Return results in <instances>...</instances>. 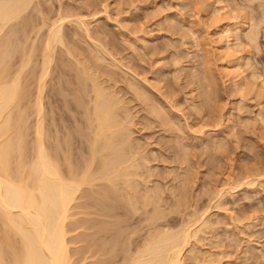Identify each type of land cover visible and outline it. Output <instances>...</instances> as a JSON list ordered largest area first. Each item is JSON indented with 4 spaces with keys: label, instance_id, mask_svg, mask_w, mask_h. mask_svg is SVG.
<instances>
[{
    "label": "rangeland",
    "instance_id": "obj_1",
    "mask_svg": "<svg viewBox=\"0 0 264 264\" xmlns=\"http://www.w3.org/2000/svg\"><path fill=\"white\" fill-rule=\"evenodd\" d=\"M30 5L28 8L32 11L27 9L26 11L30 13L31 19L40 24L45 22L43 26L32 25L31 29L35 26L36 28L40 26L41 29L36 30L35 28L30 36L27 35L29 39L26 38L25 43H28L26 47L31 44L32 39L36 42H34L36 45H32L33 48L43 44L44 35L46 36L48 30L47 26L58 17L59 13L71 14L72 18L81 17L82 19L84 17L83 20L88 23L90 35L89 37L84 29V31L81 30L80 24L74 21L66 20L62 25L65 42L63 40L62 45L58 43L55 45L54 58L58 59H56L58 63L53 58L43 91V94L46 92L43 95L45 96L43 117L45 116L44 126L47 130L45 135L49 137L48 140H46L47 137L45 138L48 141V147L51 145V151H54L59 148L57 145L62 148L70 143V147L73 146V148H70L69 154L70 157L72 156L73 163H77L75 165L78 167H81L79 164L84 166L83 162L86 163L89 157L87 154L89 147L86 144L88 142L84 139L89 140L87 139L89 138L88 132H90L88 129H91H87L89 123L85 124L92 110L94 91L91 90L90 77L82 76V79L79 77L83 81L85 79V83H82L83 81L78 80L77 74L78 71L82 72L80 69L86 67L82 75L84 70H87V74L91 76L96 73L95 79L101 83L105 91L113 92L115 99L119 101L116 102L115 111L117 115H121H119L121 121L122 117L126 120L123 119L126 126L122 131L129 134L123 136L131 137V141L127 138V143L130 144L128 147L133 148L132 152L131 149L128 152L129 156L134 151L138 154L135 159L132 158L131 162H135L137 158L136 163L140 166L138 169V166L136 167V173H140L133 175L135 172L130 169L134 168L129 167L130 172L132 171V179L129 177L131 175H127L130 183L137 180L139 183L137 187L134 188L135 185L131 183L133 188H130L124 180L128 177L122 178L129 186V191L126 190V186H122L124 183L121 178L118 180L121 181L117 182L120 194L117 196L120 198L126 193L132 194L133 198L137 199V202L134 201L136 204L134 202L128 204V201L124 200L130 195L124 196L122 200H118L116 195L113 197L115 201L110 199L112 204L118 201L119 206L116 208L118 211H123L126 206L131 208L130 205H137V207H132V209L137 208H134L137 211L132 209L129 211V208H126L128 212H122L126 216L132 211L133 215L135 214L134 217L129 213L124 218L123 214L116 211V217L111 218H115L114 220L119 218V220L114 223L113 219L111 221L107 218L108 215L106 218H101L103 215L95 214L97 215L95 220L97 226L105 224L114 229L113 236L106 237L108 239H105V242L106 246H109L108 241L117 238L116 242L115 240L110 241V244L115 243L114 250L118 249L112 252L119 253V255L116 254L117 258H114L115 264L117 259L119 260L117 264L124 261L129 248V255L132 254L131 249L134 252L142 248L139 245H144L145 241L141 242L148 238V233L155 228H158L156 230L169 228L174 231L184 222L188 223L201 216L199 222L195 220L193 223V227H200V229L198 228L183 251V264H264V0H32ZM216 6L219 8L213 10ZM26 11L23 16L29 14ZM216 18L220 23L228 20L230 32H239L241 36L240 40H232L234 43L238 42L237 44L232 43L234 44L232 48L241 65L238 70L242 81L238 89L230 82L224 71L226 62L217 48V30H219L217 24L219 22ZM18 20L16 26L15 24L13 26L16 28V34L23 29ZM19 26H21L20 30H18ZM5 27L8 31L12 28L8 25ZM6 29L4 28L5 33H9ZM76 30L80 33L77 34ZM4 34L3 36L11 37L13 34V38L19 37V34ZM246 35L254 37L255 39H252L254 43ZM21 39L17 38L22 44ZM16 44H19L18 41L11 46L14 48ZM42 46H38L41 48L36 51L35 48L31 51L35 52L30 55L32 59L20 70L19 80L26 92H29L28 97H30L27 98L26 94V98L21 100V103L22 101L25 104L28 103L26 108L23 103V106L20 105L25 110L24 119L27 118L24 122L25 130L29 131L28 136L30 134V138L26 135L27 151H30L35 141L33 140L35 139V125L32 128L37 116L36 106H34L37 92V80L35 79L41 67L39 63L42 51L39 49H42ZM67 47L71 48L72 54H69ZM15 50L18 52L16 48L13 54ZM18 54L14 55L18 57ZM99 54L102 55L99 56L100 58L97 57ZM15 56H12L13 66H11L16 69L14 71L12 68L11 72L14 71V73L19 71L17 70L19 59ZM14 60L17 61V66ZM84 75L86 76V72ZM23 80L27 82L24 84ZM77 82H81L82 85ZM130 84L135 87L140 86L139 89L142 91L145 89L149 99L145 100L136 94L138 92H135L133 90L135 88L132 87V89ZM77 85L80 88L82 86L80 92ZM75 89L78 90L77 94ZM205 93L208 94L207 97ZM78 99L84 103H79ZM146 101L159 109H164L167 116L160 119L161 115H157L156 111H151L150 103ZM87 106L90 107V113L86 112ZM122 131L119 138L124 134ZM62 136L64 138L71 136L69 137L71 142L68 140L69 143H67ZM29 139L33 141L31 144ZM58 139L60 145L57 142ZM62 139L66 144L61 143ZM124 139L126 140L122 137L120 140L124 141ZM181 154L184 156L182 159ZM82 155L86 156L85 160H83L84 157L81 159ZM185 158L186 161H184ZM128 160L126 162L131 163ZM85 188L87 191V187ZM85 188L83 187L82 192L80 190L79 193H83ZM148 189L157 196L152 198L151 192L149 196V193H146L149 192ZM176 191L181 193L184 191L185 195L179 194L182 197H179L182 203L178 200ZM144 193L149 196L145 198H150V200L144 199ZM86 194L89 198L90 193L86 192ZM86 194L84 192V197L78 194L80 198H77V202L80 201V203H77L76 199L74 202L78 207L89 204L87 200L91 201L90 198H86ZM154 197H157L154 202H146ZM120 204L123 208L125 205V208L121 209ZM142 204L146 208L142 207ZM75 209L71 210L78 211L77 215L74 213L72 219L69 218V221L73 223H68V219L66 222L68 223L66 225L68 228H66L69 229V232H66L69 240H67L68 247H70V254H73V259H71L74 260V264L75 262L92 264L93 255L84 245H88L89 238L86 234L79 235L80 232L87 231L88 233L93 228L88 229L85 222L80 226L83 221L80 218H84V214L86 218L92 217V214L83 213V210L87 211V208ZM81 209H83L82 213ZM152 211L166 214L163 218L161 214L158 215L161 218L154 221L155 213L153 214ZM95 215L93 217H96ZM130 215L131 220L128 218ZM74 216L78 217L79 223L74 222ZM148 216L154 223L147 222ZM101 219L107 222L99 221ZM198 223L202 225L199 226ZM69 224H73L74 227L72 225L70 228ZM97 226L94 225L95 228ZM125 238L128 239L127 244H125ZM120 244L126 245L124 249L128 247L125 250L126 253ZM81 248L83 251L79 250ZM89 254L92 256L90 257ZM83 255L85 259L82 260ZM75 257L78 258L77 261Z\"/></svg>",
    "mask_w": 264,
    "mask_h": 264
},
{
    "label": "bare ground",
    "instance_id": "obj_2",
    "mask_svg": "<svg viewBox=\"0 0 264 264\" xmlns=\"http://www.w3.org/2000/svg\"><path fill=\"white\" fill-rule=\"evenodd\" d=\"M217 1H222V0H217ZM31 2H32V0H0V264H74V262H73L74 260L72 261V259H73L72 255L73 254H70V251H69L70 247H68V245H69L68 241L69 240L66 237V235L68 234V233L66 234V232H69L68 231L69 229L67 230L68 226H66V225H68V223L72 222V221H69V218L72 219V215H75L74 213H76V215H77L78 211L73 212L72 210L75 208L76 209L80 208V207H82L83 209L87 208V211L81 209L80 210L81 213L83 210L84 211L83 213H87L88 215L92 214V217L90 216L87 218H86V214H84L85 217L80 218V220H83V221H81L82 224L80 223L81 224L80 226H82L83 222H85V223H87L86 227L88 229L90 227H93L94 229L91 228L90 232H88V233H86L87 231L85 233L80 232V234H79V235L82 234V236H83V234L84 235L86 234L87 235L86 237L89 238L88 241L86 240L88 245H86V244H84V245L89 248V250L91 251V254L93 255L92 256L89 254L90 257L91 256L93 257V259L91 260L92 262L91 261L90 262L92 264H115L114 261L117 258L116 254L118 252L113 253L112 250L117 251L118 249L114 250L115 246H113V245H115V243L113 242L114 244L113 243L110 244L111 240L108 241L109 246H106V242H105L106 241L105 239H108L106 237L113 236V230L114 229L112 227H108L105 224L98 225L99 226L98 227L95 224V220L97 219V215H95V214H99L100 216L103 215L101 218H106L108 215V217H107L108 219H110V220L113 219L114 223L118 222L117 220H119V218L117 220H114L115 218H111V217H116L115 216L116 211H118V210H116V208L119 206L117 204L118 201L114 202L117 204V206H116V204H112V201H115L114 200L115 198H113V197L120 195L118 193L119 191L117 189V182H120L121 180L120 181H118V180L121 178L122 183H124V185H122L121 183L120 184L124 187L126 186V190L129 189V186H130V188L132 187L131 183H133L135 185V186L133 185L134 188L137 187L136 186L137 184H139V183H137V180H135L133 182L131 181V183L129 182L130 181L129 177L132 179V176L134 174L138 175L140 173V172L136 173V167L138 166L137 167V169H138L140 166V165H138V163H136V162H138L137 158H136V161L134 160L135 162H131V161H133V159H135L137 151L136 152L134 151L135 154L132 153L129 156L130 153H128V152H130V149L132 152L133 148H132V146H130L131 148L128 147L130 144L127 143V141L128 140L131 141V139H130L131 137L123 136V135L128 134V133H124V131H122L124 129V127L126 126V124L124 123V121H126V120H125V117L124 118L122 117V121H121V119H120L121 117H119L120 114L117 115V111H115L117 109V108L115 109V106L117 107V103L119 102V101H117V99H115L116 96L113 94V92L111 93L110 91L109 92L105 91V89L102 87V85H100L101 83L98 82L97 79H95L96 76H94V75L96 73L91 76V74L90 75L87 74V70H84V73L86 72V76L84 75V73L82 75L83 69H87L84 66H83L84 68L80 69V70H82V72L81 71L77 72L78 80L82 76L85 78L90 77L89 79L92 82L91 83L92 84L91 90L93 89V91H94V92L92 91L94 96H93V102H92L93 106H91L92 107L91 113L89 111L90 107L88 108V106H87L88 109H86V107H85V109L87 110L86 112L90 113V114L86 113L87 115L89 114L90 116H88V118H86L87 120L85 119L87 122L85 125H88V123L90 124V125H88L89 127H87V129L88 128L91 129V130L88 129V131H90L91 134H89L90 132H88V136H89V138H87V139H89L88 141L86 140V138L84 139L85 142H88L90 144L89 145L88 143H86L89 147V149H87V154H89V157L86 160V163L82 161L84 166L79 164L81 167H78L77 165H75L77 163H73V161L71 160L72 156L70 157V154H69V152H71L70 148L71 147L73 148V146L70 147L71 144L69 143V142H71L70 141L71 139L69 140V137H71V136H68V138L66 136H65V138L62 136L66 140V142L69 143V145H68L69 148H68V146L60 148V146L57 145V147H59V148H56V150H57V152H56V150H54V148H52V150H54V151H51L50 143H49L50 146L48 147V145H47L48 141H46V140H48L49 137H48V135H45V132L47 130H45L46 127L44 126L45 125L44 124L45 116L43 117V114H45V113H43V107H44L43 106L44 105L43 98L45 97V96L43 97V95L46 94V92L43 94V91H44V87H46L45 84H47L46 83V77L49 75L48 73H49V70L51 67L50 63L53 62V58H54V55L56 53V51H54L55 47H56L55 45L57 43L61 44V45L63 44V40H64L63 36L64 35L62 34V32H63L62 25L66 20L70 21V22L74 21V22L78 23V25L80 24L81 30L84 29L85 31L84 30L83 31L86 32V34L90 37L89 29L87 26L88 23H85V21L83 20L84 17L82 19H80L81 17L80 18L79 17H77V18L73 17L72 18L71 17L72 15L70 13H69L70 15H68V13L62 14V13H59L60 11L58 12L59 13L58 17H56L54 21L52 20L51 21L52 23H50V24L48 23L49 24L47 26L48 30L46 32V36L44 35L45 39L43 38V40H44L43 44L38 45V46H41V45H43V46H42V49H39L42 51V53L40 54L41 55V61L39 63L41 65V67L39 66L40 71L38 70L39 71L38 75L35 74L38 76L37 79H35V81L37 80L36 81V83H37L36 91L37 92L35 91L36 92V94H35L36 98H34L35 99V105L34 106H36V108L35 107L34 108L36 109L37 113L35 112V110H34V112L37 114V116L35 118L36 123L32 124V128H33V125H35V127H34L35 139L32 138L35 141L32 144V147H31L32 149L30 148V151L26 150L27 149L26 135H27V138H30L29 137L30 134L28 136L27 133H29V131L25 130L26 125L24 124V122L27 121V118H25L26 120L24 119L25 110H23L24 108H22L20 105H22V103L24 102V101H22V103H21V100H23L24 97L26 98V96H25L26 94H27V98H30V97H28L29 92L28 91L26 92V90H25L23 84L20 82L19 78L21 75L20 70L22 68H24L27 65V63H29L30 59H32V58H30L31 57L30 55L34 51L33 52H31V51L35 48V46L33 48L32 45H36L35 44L36 42L34 41V39H32L30 41L31 44H29L32 47H30L29 45L26 47V45L28 44V43H25L27 40L26 38H28L30 36V33L36 28V26H35V28L33 27L34 29H31L32 25L34 24V25L38 26V24H40V23H37L38 22L37 20H36L37 22H35L30 17V13L28 11H32V10H29L28 7L31 6L30 5ZM38 2H40V1H38ZM218 8L219 7L216 6L213 8V10H216ZM26 9L28 11H26ZM25 11H26V13H29V14H25L23 16V13ZM41 11L44 13L43 9ZM76 16H79V15H76ZM17 20L19 21L18 22L19 24H22V28H23V29L21 28L22 30H20L21 26H19L18 30L21 31V32L19 31V33H18L19 35L16 34L17 33L16 28H13L14 24L16 26ZM216 20H218V22H219V24H217L219 26L218 27L219 30H217V33H218L217 35H218L219 39L217 37V40H216L218 42L217 48L219 49L220 54L223 55L222 57L226 62L225 66H224L226 70H224V71H226L225 74L228 77V79L230 80V82L233 83V85L235 86L236 89H238V88H240L241 81H242V78L240 75L241 73H239V70H238L239 66H241V65H239L240 61L237 58L238 56H237V54L235 55L233 48H232V46L234 44H237L238 42L234 43V41H232V40L233 39L234 40H236V39L240 40L241 36L238 32L239 26L237 25V28H238L237 32L238 33H236V31H233L234 32V35H233V32H230V30H229L230 28L228 27L229 26L228 20L221 21V23H220L219 19L216 18ZM33 21L35 23H33ZM44 22L45 21H43V23ZM43 23H41L40 25H42ZM7 25L9 28L12 27L11 30L9 29V31H8L6 29L5 26H7ZM76 26L77 25H75V27ZM39 27L36 28V30L37 29L40 30L41 27L40 28ZM4 28L9 33H5ZM234 29L236 30V28H234ZM77 30H76V32H77V34H79L80 32L78 33ZM2 31H3V33H2ZM22 31H23V33H22ZM10 32L14 33V35L15 34L18 35L19 37L13 38L12 33H11L12 34L11 37L10 36H3L4 33L6 35H8V34H10ZM27 32H28V34H27ZM76 32H75V34H76ZM20 33H21V36H20ZM27 35H29V36H27ZM249 37L251 39V42L254 43V41L252 40L254 37H252L250 35H249ZM249 37L247 36L248 39H249ZM17 38L19 40L22 38L21 40H23V43L21 44L20 41L17 40ZM13 39L17 40L19 43V44H16V47H14V48H13V46H14L13 44L17 43V41L15 42V40H13ZM64 42H65V40H64ZM232 43H234V44H232ZM239 44H240V42H239ZM11 45H13V46H11ZM9 46H11V48ZM38 46H36L37 48L34 49L35 51H36V49L41 48ZM16 48L18 49L17 50L18 52H16V50H15L14 54L16 55V53H19L20 55L18 54V57L13 54V50ZM69 49L67 47V51L69 52V54H72L71 48H69ZM41 51H39V52H41ZM100 55L101 54H99L97 57L100 58L99 57ZM12 56H15L19 59L18 60L19 65H18V69H17L19 71L15 72V73H14V71H16V69L11 67V66H13V62H12L13 57ZM94 56L96 57V55H94ZM54 59L56 60L57 58H54ZM15 60H17V59L15 58ZM15 60H14V62L16 63V66H17V61H15ZM15 63H14V65H15ZM56 63H58V61ZM16 66H14V67H16ZM12 68L14 69L13 72H11ZM79 72H80V76H79ZM240 72H241V69H240ZM93 76H94V78H91ZM254 76H255V74H254ZM81 81H83V80H81ZM84 81H85V79H84ZM84 81L82 83H85ZM25 82H27V81H24L23 83L25 84ZM47 82H48V80H47ZM79 83H81V82H79ZM82 83L80 85H82ZM131 85L132 84H130V86ZM76 87H79V86L77 85ZM132 87H134L135 89H133ZM139 87L140 86H138V87L131 86V88L133 90H135V92H138L136 94H139L145 100H148L149 97L145 93V89H143V91H142V89H139ZM81 88H82V86H81ZM81 88L80 87L78 88L79 92H80ZM136 88H138V89H136ZM212 88H214V87H212ZM76 90L77 89H75V92L77 94L78 90L77 91ZM31 91H30V93H31ZM207 95L208 94L205 93L206 97H207ZM142 97H141V99H143ZM78 101H80V100L78 99ZM81 102L82 101H80L79 103H81ZM83 103H81V104H83ZM147 103L151 104V106L149 104V107H151L153 109L152 110L150 108L151 111H153V112L156 111L157 115L158 114L161 115L160 119H162L163 116H167L166 115L167 113L165 114L164 109L163 110L159 109L157 106L153 105L151 102H147ZM23 104L25 105V108H26L28 103L27 104L23 103ZM33 104H34V102H33ZM28 107H30V106H28ZM28 107H27V109H28ZM30 111H31V109H30ZM44 111H45V109H44ZM85 117H87V116H85ZM123 119H124V121H123ZM165 120H167V118H165ZM24 125H25V127H24ZM27 127H28V125H27ZM27 130H29V128H27ZM121 131L124 134H122L120 136L121 138H119ZM48 134H49V132H48ZM67 134H68V132H67ZM90 135H92L91 138H90ZM122 137L123 138L125 137L126 140L125 139H124V141L120 140V139H122ZM45 138H46V140H45ZM127 138H129V139L127 140ZM32 139H29V140H31L30 144L33 142ZM68 140H69V142H68ZM58 141H59V139L57 140V142ZM216 141H218V139ZM57 142H55V143L57 144ZM66 142L64 143V140L62 139L61 143L66 144ZM55 143H53V144L55 145ZM124 143H126L125 144L126 147H125V145H123ZM30 144L28 143V145H30ZM58 144H59V142H58ZM63 146H65V145H63ZM81 147H83V146L81 145ZM124 147H125V149H124ZM127 147L129 149V150L127 149L128 151L126 150ZM58 149H60V151L62 149V152L58 151ZM85 149H86V147H85ZM177 153H179V152H177ZM83 155H82L81 159H83V157H84ZM182 156H180L181 159L184 158V156L183 157ZM85 157L83 160H85ZM143 158H145V157H143ZM127 160L131 163L128 164L126 162ZM184 161H186V158ZM181 162L183 163V161H181ZM129 167L134 168V169H130L133 172H135V173H133V175H132V171L130 172ZM184 168H183V170H184ZM127 175H131V176L128 177ZM122 177L123 178L128 177L129 180L128 179L127 180L124 179V180L127 181V184L129 186L125 184ZM83 187L84 188L87 187V191L85 188L84 189L85 191H83V193H79L81 189L83 190ZM178 188H179V190H181L180 186ZM82 190H81V192H82ZM124 190H125V188H124ZM126 190H125V193L127 192ZM122 191H123V189H122ZM134 191L137 192V190H135V189H134ZM221 191H220V194H221ZM84 192H85V194H86V192L90 193V196L89 195L88 196H89L91 201L89 200L90 202H88V200H87V203H89V204L85 203L86 206L81 204L82 206L78 207L77 203H80V201L77 202V198H80L79 196L82 197ZM150 192L152 193L151 194L152 198H153V196H157L156 193H155L156 194L155 195L150 190H149V192H146V193H149L148 195L151 196ZM77 193L79 194V196ZM177 193H178V195L177 194L176 195L178 196V198L180 197V195L181 196H183V194L185 195L184 191L182 192L183 194L180 191ZM126 195H130V194L126 193L125 195H123V197ZM148 195L145 194V196H144L145 200L148 199V198H145ZM131 196H132V199H131ZM123 197L121 195L120 198L118 196L116 198L118 200H122ZM86 198L89 199L87 197V194H86ZM127 198H128V196H126L124 198V200L128 201V204L130 202L133 203L134 201L137 202V199L135 200L133 198L132 194L130 195L129 198L133 201H131L129 198L128 199ZM135 198H137V196ZM156 198L157 197H154V199H152L151 201H148V200H150V198H149L146 202L152 203V201L154 202L156 200ZM180 198H182V197H180ZM180 198L178 199L179 201H180ZM75 199H76L77 203H74ZM110 199H112V201H110ZM126 201H124V202H126ZM120 203L123 204V202H120ZM128 204H126V205H128ZM134 204H136V203L134 202ZM140 204H141V202H140ZM133 206L137 207V205H132V206L130 205L131 208H129L128 206H126V208H129V211H130ZM120 207H122L121 209H124L125 205L123 208V205L121 206V204H120ZM142 207H145V206L143 205ZM105 208H106V211H104ZM126 208L123 210L124 212H128V210ZM134 208L132 210L137 211V210H135L137 208H135V209ZM123 211L122 210L118 211V213L120 212L121 214H123L124 213ZM101 212L103 214H101ZM93 213L96 217H93L94 216ZM129 213L132 214V216L134 217V215H135V214L133 215L134 212L132 213V211H131ZM129 213H128V215H129ZM152 213L153 214L155 213L154 214L155 217L153 216L154 221L155 220L157 221L161 217L163 218V216L165 217V214H166V213L163 214V212H162V213H160L162 215L160 217V216H158V215H160V214H158V212L152 211ZM152 213L150 214V216L153 215ZM112 215H114V216H112ZM128 215L125 216V214H123V216H125L124 218H126ZM100 216H98V218ZM109 216H110V218H109ZM118 216H120V215H118ZM130 216L128 218L132 219V216L131 217ZM157 217H159V218H157ZM75 218H73L75 220V221L74 220L73 221L76 223L77 222L79 223L78 217L76 216ZM147 218H148V220H147ZM147 218L145 217V220H147V222L150 221L151 224L154 223V221L151 218H149V216ZM154 218H157V219H154ZM201 218H202V216L200 218L196 217V219H194V220L192 218H189L190 220L192 219L191 220L192 222L190 221L187 223V221H186V222H184V224H186V225H184V224L182 226L180 225V226H178V228L176 227L177 229L174 228V229H176L174 231H172L169 228L168 229L164 228V230L163 229L162 230L161 229L156 230L158 228H155L156 232H155V230H153L154 232L151 231L152 234L149 232L148 238H146L147 241L145 239L141 242V243H143L145 241L143 243L144 245H142V246L139 245L142 248L139 247L140 249H138L137 251H134V252H132V249H131L130 252L132 254H130V255L128 253L130 248L128 249V247H127L126 249H124L126 247V245L125 246L122 245L123 241H124V239H123V241L121 242L122 244H120V246L122 245L121 248L124 247L123 248L124 253H126L125 250L128 249L127 250L128 254L126 253L127 256L125 255V258L126 257H128V258H126L127 259L126 261L124 258V261L122 260V262H120L119 264H183L182 263L183 255H184L183 251H184L185 247L188 245V243L190 242V239L192 238V236H194L196 234V232L198 231V228L200 229V227H196V226L193 227V223H195L194 222L195 220H198V222H199V219H201ZM67 219H68V223H66ZM110 220H108V221L111 222L112 220L111 221ZM99 221L107 222L105 219L104 220L101 219ZM200 224H199V226H200ZM72 225L73 224H69L70 228L72 227ZM74 225H75V223H74ZM74 225H73V227H74ZM77 225H76V227L79 226V225L78 226ZM94 225H95V227L97 226V228H95ZM196 225H197V223H196ZM120 226H121V224H120ZM72 229H74V228H72ZM165 229H167V230H165ZM115 232H117V231H115ZM115 232H114V234H115ZM117 234H118V236H120L119 233H117ZM149 234H150V236H149ZM76 236H78V235H76ZM118 238H120V237H118ZM84 239H85V237H84ZM113 240H115V239L113 238ZM116 240H117V238H116ZM116 240H115V242H116ZM121 240H122V238H121ZM126 240H128V239L125 238V244H127ZM132 243H134V242H132ZM116 244H118V243H116ZM85 246L83 247V249L85 248ZM87 247H86V249H88ZM116 247H118V245H116ZM77 249H78V247L76 248V250ZM79 250L83 251L82 248ZM89 250H87V251H89ZM77 252H78V250H77ZM113 254H115V256ZM118 255H119V253H118ZM122 256L124 257V255H121V257ZM83 257H84V255L81 258L82 260L85 259V257L84 258ZM78 258H80V257H78ZM78 258L75 257L74 259H76V261H77ZM121 259H123V258H121ZM78 261L80 262V260H78ZM116 261H117L116 262V264H117L119 260L117 259ZM80 263H86V262H80ZM80 263L75 262V264H80Z\"/></svg>",
    "mask_w": 264,
    "mask_h": 264
}]
</instances>
